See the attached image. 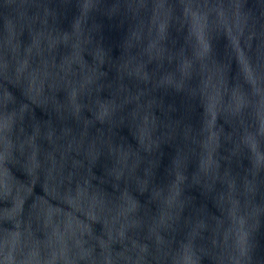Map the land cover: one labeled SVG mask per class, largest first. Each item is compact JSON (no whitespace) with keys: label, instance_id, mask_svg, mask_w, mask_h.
Segmentation results:
<instances>
[{"label":"water","instance_id":"1","mask_svg":"<svg viewBox=\"0 0 264 264\" xmlns=\"http://www.w3.org/2000/svg\"><path fill=\"white\" fill-rule=\"evenodd\" d=\"M0 264H264V0H0Z\"/></svg>","mask_w":264,"mask_h":264}]
</instances>
